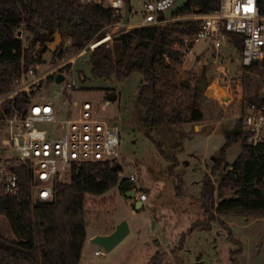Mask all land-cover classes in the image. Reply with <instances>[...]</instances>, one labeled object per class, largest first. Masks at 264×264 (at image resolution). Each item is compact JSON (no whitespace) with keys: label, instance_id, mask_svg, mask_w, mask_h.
<instances>
[{"label":"trees","instance_id":"1","mask_svg":"<svg viewBox=\"0 0 264 264\" xmlns=\"http://www.w3.org/2000/svg\"><path fill=\"white\" fill-rule=\"evenodd\" d=\"M257 4L264 14V0H257ZM219 5L220 0H189L174 17L206 14ZM115 21L113 12L96 2L0 0V94L8 92L14 80L30 66L43 62L47 52L53 53V59L65 57L64 41L50 49L56 33L71 36L74 49L79 51L90 42L105 37L108 40V26ZM199 23L200 20H177L165 25L133 28L115 34L110 43L103 42L87 53L95 78L121 80L136 72L143 76L138 103L144 110L143 131L150 137L158 127L196 124L205 119L200 90L197 86L191 88L187 83L178 82L172 73L175 65L183 63L174 44L185 34L196 32ZM20 27L26 31L22 38L15 33ZM38 42L41 45L34 51ZM238 46L241 47L240 42ZM166 55L170 56L171 63L165 62ZM248 69L264 73V62L254 63ZM201 76L206 79L205 70ZM32 96L33 93L24 92L5 102L7 112L24 110ZM263 104L264 96L257 91L244 102L242 114L234 126L225 131V142L202 181L199 202L204 217L194 221L182 234L177 248H182L187 235L196 230H208L214 222H220L238 245L230 252L231 264H238L236 256L242 252L243 243L234 237L221 217L230 214L264 216V142L256 146L247 144L244 134L246 109ZM238 141H242L240 153L229 162L227 150ZM156 145L159 153L172 162L169 175L177 181L176 196H186L184 181L176 173L178 159L167 155L162 143L156 142ZM118 166L111 162L77 165L72 168L69 180L56 184L55 199L43 202L33 199L28 167L17 165L14 170L19 176L20 199L6 194L0 183V209L11 216L14 231L24 227L27 233L19 239L9 238L2 233L0 225V264H80L87 240L86 196L102 195L120 186ZM221 170L223 176L216 184L213 176ZM112 200L110 197L105 201ZM165 257L166 252L158 250L147 264H162Z\"/></svg>","mask_w":264,"mask_h":264},{"label":"rangeland","instance_id":"2","mask_svg":"<svg viewBox=\"0 0 264 264\" xmlns=\"http://www.w3.org/2000/svg\"><path fill=\"white\" fill-rule=\"evenodd\" d=\"M131 1L138 11L131 21L140 22L142 20L141 3L145 0ZM112 33L110 31V38ZM25 41L27 42L28 39ZM58 41L59 45L64 41L66 58L75 55L77 51L73 47L72 38L62 35ZM207 48L208 45L202 41L195 46V51L199 53ZM229 55L232 59L227 58ZM213 56V51L208 50L205 60L189 59L172 68L176 80L189 84L191 88L202 82L204 77L201 74L205 70L206 90L200 91L199 96L205 119L196 124L158 127L152 132L151 137L143 131L144 110L138 103L140 88L144 83L143 76L136 72L121 80L115 77L98 79L91 73L88 54L76 61L77 73L74 74V80L77 90L72 94V100L90 99L100 109L101 117L118 125L121 130V149L125 157V161L122 160L123 169L120 170L119 178L129 179L132 171H138L136 185L139 188L143 186L149 188L146 192L149 196L148 207L139 210V216L136 219L139 229L116 245L115 255L111 257L114 259L112 264H147L158 250L166 252L162 264L232 263L230 252L238 245L233 242L227 229L220 222H214L208 230H196L187 235L182 248H177L182 234L187 232L194 221L204 217L195 205L201 194L203 178L210 172L225 142V131L233 127L241 116L244 102L248 98L257 91L264 96V73L260 70L240 67L239 54L233 48L224 47L218 62L214 61ZM52 57L53 53L47 52L44 59L47 61ZM218 63L228 66L233 77L218 78ZM80 73L84 75V80L80 77ZM58 88L59 86L50 81L45 82L35 94L47 95L51 90ZM113 92L117 94V99L111 101L108 95ZM104 104L107 107L101 109ZM156 142L162 143L165 153L174 154L173 156L179 161L176 173L184 181L187 193L185 203L195 204L191 207L186 206L187 211H191L189 213L179 209V200L173 194V187L170 188V192L167 189L169 184L167 182L171 184L175 179L169 175L172 162L159 153ZM241 147L242 141H238L227 150L226 158L229 162L235 160ZM222 176L221 170L213 176V181L218 184ZM67 180L69 178H66ZM113 191L112 189L102 195L86 196V227L89 233L94 232L92 229L95 226L106 227L114 222L111 214L112 207L104 206L109 203L105 200L110 198ZM96 202H100L103 207L98 206ZM227 216L232 223L230 229L234 237L243 243L242 252L236 256L238 264H264V216L241 214ZM0 225L2 233L9 238L19 239L27 233V228L24 227L18 232L13 230L11 216L4 209H0ZM90 246L91 244L87 241L82 251L81 264H85L87 258L94 256L89 250ZM136 247L139 250L137 257L135 256L134 261L130 263ZM108 260L104 264H111L110 261L107 263Z\"/></svg>","mask_w":264,"mask_h":264},{"label":"built area","instance_id":"3","mask_svg":"<svg viewBox=\"0 0 264 264\" xmlns=\"http://www.w3.org/2000/svg\"><path fill=\"white\" fill-rule=\"evenodd\" d=\"M81 1L99 3L113 12L116 21L108 26L110 30L107 35L113 32L110 40L105 41L103 38L98 42H90L70 58L44 59L15 79L8 92L0 94V183L6 194L18 200L21 186L14 170L17 165L23 164L29 169L34 201L47 202L55 199L56 184L70 178L73 167L88 162L119 165L122 162L121 130L118 125L101 117L100 109L90 99L71 98L77 90L74 80L77 59L97 45L108 43L115 34L177 20H200L196 32L185 34L181 41L174 44L182 62L194 58L203 61L208 50L213 51L214 61L218 62L224 47L233 48L239 54V65L242 68L264 62V14L260 12L257 0H220L219 8L209 13L173 18H167L165 12L176 0H145L141 3L140 22L131 21L138 11L129 0L131 15L128 24L124 23L126 0ZM15 33L19 38L24 37V28H18ZM202 41L208 48L197 53L195 46ZM40 45L38 42L34 51ZM227 58L232 59L231 55ZM165 62L171 63L170 56H165ZM217 72L218 78L233 77L225 64L218 63ZM60 74L64 79L57 83L56 77ZM80 77L85 79L81 73ZM49 81L59 88L51 90L47 95H36L38 88ZM24 92L33 93L27 107L8 113L5 102ZM106 107L104 104L101 109ZM244 128L247 144L256 146L264 142V104L251 105L246 109ZM137 174L134 171L129 176L134 184L137 182ZM134 191L139 200H147V193L136 184Z\"/></svg>","mask_w":264,"mask_h":264},{"label":"crops","instance_id":"4","mask_svg":"<svg viewBox=\"0 0 264 264\" xmlns=\"http://www.w3.org/2000/svg\"><path fill=\"white\" fill-rule=\"evenodd\" d=\"M115 95L117 96V94H115ZM197 128H198V126H197ZM173 153H175V152L173 151ZM170 155H174V154L170 153ZM124 158L125 157H124V154H123V159ZM124 161H125V159H124ZM122 165H123V163L121 162L120 163V166L123 169V166ZM136 172H138V171H136ZM127 179L126 178H123V179L120 178V182H122L124 180H127ZM173 179H174V177H173ZM167 183H169V184H167V189H169V192H170V188L173 187V189H174V193L173 194L179 200L178 201V203L180 204V205H178V206H180L179 209L182 212H185V213L191 212V211H187L186 206L191 207V205H195V204L192 203V202L190 204H186L185 203V197L187 196V193H186V196H184V197H178V196H176V191H175L176 184H177L176 183V179L173 180V182L171 183L172 185L170 184V182H167ZM140 189L142 191H144V192H147V190H149V188L144 187V186L142 188L140 187ZM132 190H134V187H133ZM130 192H131V190H130ZM200 195L197 198L198 199L196 201L197 202V205H195V207L198 210V212L201 214L202 211H200L201 208H200V202H199ZM110 197H112L113 200L110 201V203H107L105 205L103 204V205L104 206H111L112 207L113 211H112L111 214L113 215L112 218L114 219V222L111 223V224H109L106 227H98V226H95L94 229H92L94 231L92 233H89V231H88V229L86 227V231H87V240H86V242L89 241V243L91 244V246L89 247V250L91 252H93L92 254L94 256L92 258H87V260L85 261V264H104L106 262V260H108V259L109 260H108L107 263H109V261H110V263L112 264L113 261H114V259L111 258V257L113 255H115L116 246L114 248H112L110 251H107V250H104V247L103 246L93 243L90 240V238H93L94 236H96L98 234H101V235L110 234L115 229L116 225L121 220H123V219H127L128 220V224H129V227H130V232H129V234L125 238H129L131 235H133V233L135 231H137V229H139V223L136 222V219L139 216V210H141L142 208H146L147 209L148 202H149V196H148V198H147V200L145 202L139 200V198H138L137 195H136V198H134V199L130 198L127 195L126 191H124L120 186H118V187H116L114 189V191L111 193ZM180 200H182V201L180 202ZM137 201H141L142 202V206L139 209L136 208ZM100 204L101 203H98L97 205L100 206V207H103ZM227 217L228 216L225 215V216H222L221 219L224 220L228 224L229 227H231L232 223H230V220ZM91 224L93 225V223H91ZM86 242H85V244H86ZM85 244H84V246H85ZM84 246H83V248H84ZM96 251H99V253H96ZM138 251H139L138 250V247H136L133 250L132 259L130 260V263L133 262L134 259L137 257L136 255L138 254ZM81 262H82V257H81V260H80V264H81Z\"/></svg>","mask_w":264,"mask_h":264},{"label":"water","instance_id":"5","mask_svg":"<svg viewBox=\"0 0 264 264\" xmlns=\"http://www.w3.org/2000/svg\"><path fill=\"white\" fill-rule=\"evenodd\" d=\"M188 3H189V0H176L175 4L165 12V16L167 18H173L184 7H186L188 5ZM130 15H131V4L129 1H127L126 2V11H125V16H124V23L125 24H128ZM61 36H62L61 33H57L56 39L50 45L51 50L55 49L56 46L59 45L58 40L61 38ZM63 79H64V76L62 74H60L56 77V82L60 83L63 81ZM206 83H207L206 79H203L202 82L197 86V88L201 92H205ZM108 98H109V100L114 101L117 99V96L115 94H109ZM118 169L119 170L122 169L120 165L118 166ZM120 187L124 191H126L127 195L130 198H132V199L136 198V193L134 192V190H132L134 187V183L131 180L127 179V180L120 182ZM130 190H131V192H130ZM141 206H142V202L137 201L136 208L139 209ZM129 232H130V227L128 224V220L123 219L116 225L115 229L110 234H107V235L98 234V235L94 236L93 238H90V240L95 244L103 246L105 248V250L110 251L123 238H125L129 234Z\"/></svg>","mask_w":264,"mask_h":264},{"label":"bare ground","instance_id":"6","mask_svg":"<svg viewBox=\"0 0 264 264\" xmlns=\"http://www.w3.org/2000/svg\"><path fill=\"white\" fill-rule=\"evenodd\" d=\"M104 40H105V41H108V40H106V37L104 38Z\"/></svg>","mask_w":264,"mask_h":264}]
</instances>
